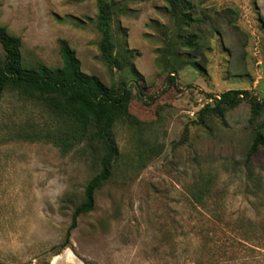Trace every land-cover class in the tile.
I'll return each mask as SVG.
<instances>
[{
	"label": "rangeland",
	"instance_id": "1",
	"mask_svg": "<svg viewBox=\"0 0 264 264\" xmlns=\"http://www.w3.org/2000/svg\"><path fill=\"white\" fill-rule=\"evenodd\" d=\"M107 1L113 34L134 52L145 93L165 86L166 58L181 61L172 64L176 85L149 105L132 99L130 116L115 121L112 176L57 255L51 247L97 172L90 151L0 143V264H264V144L246 156L264 108L251 121L244 100L197 122L209 94L245 89L264 101V0H185L188 25L177 24L163 0ZM97 15V0H0V25L20 38L23 65L60 66L64 38L83 72L105 85L130 83L129 67L110 70L100 57ZM190 34L195 44L185 46ZM46 121L37 103L14 92L1 97L0 130ZM196 187L204 191L199 202Z\"/></svg>",
	"mask_w": 264,
	"mask_h": 264
},
{
	"label": "trees",
	"instance_id": "2",
	"mask_svg": "<svg viewBox=\"0 0 264 264\" xmlns=\"http://www.w3.org/2000/svg\"><path fill=\"white\" fill-rule=\"evenodd\" d=\"M166 8L177 24L188 25L192 21L189 2L185 0H163ZM97 28L101 33L99 43L100 57L110 70L121 71L129 67L136 77L131 80L105 85L93 75L80 69V61L75 50L64 38H59L58 53L61 65L48 67L42 62L25 66L21 62L20 38L10 34L5 26L0 25V99L5 92H14L19 96L40 105L48 115L43 124H26L25 126H8L0 130V143L10 140L41 141L67 152L76 145H84L90 151L97 165V172L91 176L83 187L82 198L73 208L69 225L63 240L51 247V255L69 246L71 231L76 227L77 218L94 207V194L112 176L113 165L118 157V147L113 137L112 128L115 121L128 118L129 104L137 98L146 105L151 104L169 86H175L177 69L173 63L180 65L175 58L168 68L164 87L154 94H146L140 83L143 76L132 64L135 54L126 49L116 39L112 27L113 4L107 0H97ZM194 34L183 39L185 46H194ZM167 53L172 51L168 48ZM195 64L192 56L188 57ZM210 102L199 110L197 122L204 123L209 117H221L228 108L235 107L246 100L251 107L253 121L264 108V101L249 95L245 89H227L218 95L209 94ZM253 138L246 151L251 157L264 144V123L260 122L253 129ZM203 187H196L191 196L201 201ZM45 264H48L46 261Z\"/></svg>",
	"mask_w": 264,
	"mask_h": 264
}]
</instances>
